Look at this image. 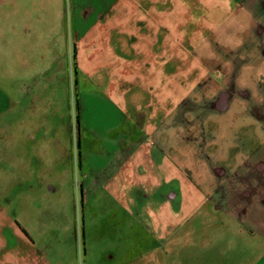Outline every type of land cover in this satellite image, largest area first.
<instances>
[{
	"label": "rangeland",
	"instance_id": "1",
	"mask_svg": "<svg viewBox=\"0 0 264 264\" xmlns=\"http://www.w3.org/2000/svg\"><path fill=\"white\" fill-rule=\"evenodd\" d=\"M93 1L0 0V104H4V94L11 97L6 111L0 112V223H5L2 233L9 245H14L16 240L10 236L13 229L6 224L17 221L43 247L70 249L76 239L82 254L85 248L93 253L89 259H94L99 250L116 253L115 261L107 264L260 263L264 238L242 220L214 211L210 204L194 210L187 220L183 216L185 213L174 215L169 225L173 228V236L168 239L163 230L157 237L156 225L153 227L147 218L144 223L132 219L129 209H125L110 191L85 193L83 181L88 167L82 156L89 150L96 153L94 145L88 144L92 136L86 126L97 128L105 119L114 122L115 118L104 98L92 97L87 94L88 90L108 91L110 95L113 90L117 92L132 85L148 87L151 93L163 89L162 81L158 80L127 79L126 83L118 68L131 63L134 55L127 51L123 55L120 50L117 54L112 48H95L96 44L90 42L92 33L90 36L85 30L99 26L94 12L101 3V0ZM251 2L246 4L251 7L253 4V8L245 9L241 0L201 1L204 8L212 12L219 9L222 14L233 12L241 3V13H245L239 14V20L233 17L221 22L222 27L233 23L235 30L229 42L224 33L205 38V44L224 41L232 48L217 47V55L238 57L240 47L236 46L243 44L248 29L258 32L253 53L261 54L264 50L259 46L260 27L264 26V0ZM85 5H92V16L87 12L85 24L79 27L84 23V13L76 23L74 13L83 10ZM189 7L195 11L200 4L198 0H190L187 5L190 11ZM6 10H9L8 17L4 15ZM197 11L191 15L192 21L197 22ZM208 16L205 19L209 20ZM56 24L60 29H51ZM109 36L114 37V33ZM201 50L206 52L208 48ZM251 62L244 81H228L219 96L218 107L222 108L229 89L244 85L252 95L245 100V96H236L234 101L236 109L245 106V112L230 110L223 115L217 111L215 115L218 117L220 113L219 118L230 122L246 120V125H237L233 133L222 121L198 129L201 136L216 133L222 142L221 152L226 148L229 153L238 151V147L245 150L236 161L237 167L242 164L245 169L251 157L249 152L264 153L261 144L264 142V67ZM80 97L83 109L78 107ZM229 98L232 104L233 97ZM180 100L179 96L172 98L173 104ZM210 105L209 102L208 107ZM184 108L186 110L187 105ZM189 112L192 115L186 117L177 136L186 137L190 144L199 134L197 125L192 123L210 115L209 112ZM78 118L86 125H79ZM234 139L238 142L236 147L229 146ZM244 140L250 142L242 144ZM256 166L254 159L248 164L252 170ZM96 175L95 172L94 177ZM86 199L98 203L84 204ZM78 261L83 264L82 258Z\"/></svg>",
	"mask_w": 264,
	"mask_h": 264
},
{
	"label": "crops",
	"instance_id": "2",
	"mask_svg": "<svg viewBox=\"0 0 264 264\" xmlns=\"http://www.w3.org/2000/svg\"><path fill=\"white\" fill-rule=\"evenodd\" d=\"M189 1L101 0L94 12L99 26L85 30L90 36L92 33L90 42L96 44L94 47L112 48L117 54L120 50L123 55L126 51L134 55L131 63L118 68L123 74L122 79L126 83L127 79L158 80L162 81L163 89L151 93L148 87L132 85L117 92L113 90L110 95L108 91L88 90L90 96L104 98L115 118L114 122L105 119V123L97 128L86 126L92 136L88 144L94 145L96 153L89 150L82 156L88 167L83 189L85 193L110 191L125 209H129L132 219L144 223L147 218L153 227L156 225L154 233L157 237L161 236L162 230L167 233L168 239L173 236V228L169 225L174 215L185 213L183 216L187 220L194 210L210 204L214 211L242 220L264 238V153L249 152L248 164L256 160V169L252 170L248 164V170L242 164L237 167L239 154H245V150L238 147L236 152L229 153L228 148L221 152L222 142L216 133L201 136L198 131L206 126L208 128L211 122L222 121V124L229 125L231 133L237 125H246V120L233 119L230 122L223 117L222 120L221 116L219 118V114L227 115L230 110L245 112V106L236 109L234 97L245 96V100L252 95L251 90L244 85L233 86L227 96L233 97L234 102L231 104L227 98L222 108L218 107L219 96L228 86V81H244L251 61L264 67V26L260 27L259 40L262 55L252 50L258 32L248 29L243 44L236 46L240 47L239 56L222 57L216 54L215 49L231 48L230 45L224 41L205 44V38L224 33L225 40L229 42L235 30L233 23L224 27L220 24L233 17L239 20L241 3L233 12L222 14L219 9L212 12L204 8L202 0H198L200 7L195 10H198L195 22L191 19L195 11L190 7V11L187 9ZM241 1L245 9L251 7V4H246L247 1L252 3L251 0ZM87 12L92 16V5H85L83 10L74 13L75 23L84 13V23L79 27L85 24ZM8 13L9 10H6L4 15L8 17ZM55 27L59 28V25L51 29ZM95 33L98 34L95 36ZM110 33H114V37L109 36ZM90 45L85 44L87 47ZM205 48H208L206 52L201 50ZM228 54L232 55V51ZM101 80H104L103 74ZM174 96L181 97V100L173 104ZM10 101L11 97L4 94L0 112L6 111ZM209 102L211 105L208 107ZM80 105L83 109L81 97ZM185 105L188 107L186 110ZM189 111L209 112L210 115L192 123L197 125L199 134H196V141H190V144L186 137L177 136L186 117L192 115ZM217 111H220L218 117L215 116ZM79 122L85 124L82 118ZM235 140L229 146L236 147L238 142ZM246 142L250 140H244L242 144ZM261 144L264 145V142ZM78 145L81 146L80 140ZM258 171L261 174H257ZM92 203L98 202L84 200V204ZM99 213L104 215L101 211ZM3 223H0V264H79L77 258L78 262L82 258L83 264H107L108 261H115L117 256L112 251L99 250L94 259H89L93 253L85 248L82 254L76 239L70 249L40 246L17 221L6 224L13 229L14 233L10 236L16 240L10 246L2 233ZM259 256L260 263L257 264H264V252Z\"/></svg>",
	"mask_w": 264,
	"mask_h": 264
},
{
	"label": "trees",
	"instance_id": "3",
	"mask_svg": "<svg viewBox=\"0 0 264 264\" xmlns=\"http://www.w3.org/2000/svg\"><path fill=\"white\" fill-rule=\"evenodd\" d=\"M78 107H79V109H80V103L78 104ZM78 121H80V119L78 118Z\"/></svg>",
	"mask_w": 264,
	"mask_h": 264
},
{
	"label": "flooded vegetation",
	"instance_id": "4",
	"mask_svg": "<svg viewBox=\"0 0 264 264\" xmlns=\"http://www.w3.org/2000/svg\"><path fill=\"white\" fill-rule=\"evenodd\" d=\"M78 124L80 125V122L77 120Z\"/></svg>",
	"mask_w": 264,
	"mask_h": 264
}]
</instances>
